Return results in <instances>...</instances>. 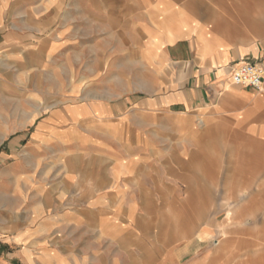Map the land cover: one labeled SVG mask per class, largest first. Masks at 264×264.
<instances>
[{
    "label": "crops",
    "instance_id": "1",
    "mask_svg": "<svg viewBox=\"0 0 264 264\" xmlns=\"http://www.w3.org/2000/svg\"><path fill=\"white\" fill-rule=\"evenodd\" d=\"M0 53L20 84L42 71L95 94L32 136L54 142L46 164L0 169V264H264V226L200 251L132 207L165 202L201 142L264 162V84L232 82L264 64V0H0Z\"/></svg>",
    "mask_w": 264,
    "mask_h": 264
},
{
    "label": "rangeland",
    "instance_id": "2",
    "mask_svg": "<svg viewBox=\"0 0 264 264\" xmlns=\"http://www.w3.org/2000/svg\"><path fill=\"white\" fill-rule=\"evenodd\" d=\"M7 16L9 22L18 13ZM6 56L0 53V71L6 80L0 84V169L15 163L37 164L39 159L46 164V158L54 153V142L41 140L33 148L32 136L42 133L45 137L54 131L49 118L58 107L90 100L95 94L70 91L78 89V76L51 77L42 71L29 78L22 75L20 84ZM58 127L65 130L71 125ZM75 128L76 132L82 130L81 125ZM203 143L212 142H201L182 157L186 171L156 194L167 197L165 202L132 206L138 217L149 219L152 228L179 233L184 245H197L200 251L222 245L223 234L230 231L264 226V162L255 163L258 156H248L249 152L227 141H214L215 149L203 154Z\"/></svg>",
    "mask_w": 264,
    "mask_h": 264
},
{
    "label": "built area",
    "instance_id": "3",
    "mask_svg": "<svg viewBox=\"0 0 264 264\" xmlns=\"http://www.w3.org/2000/svg\"><path fill=\"white\" fill-rule=\"evenodd\" d=\"M232 80L236 85L261 90L264 84V64L243 63L234 70Z\"/></svg>",
    "mask_w": 264,
    "mask_h": 264
},
{
    "label": "bare ground",
    "instance_id": "4",
    "mask_svg": "<svg viewBox=\"0 0 264 264\" xmlns=\"http://www.w3.org/2000/svg\"><path fill=\"white\" fill-rule=\"evenodd\" d=\"M234 83V82H233ZM235 84V83H234ZM241 141V140H240ZM233 148V147H232Z\"/></svg>",
    "mask_w": 264,
    "mask_h": 264
}]
</instances>
